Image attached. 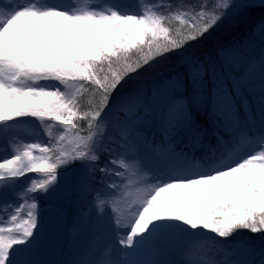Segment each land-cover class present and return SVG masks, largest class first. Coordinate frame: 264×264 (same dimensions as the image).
I'll use <instances>...</instances> for the list:
<instances>
[{"label":"snow or ice","instance_id":"6c2138e0","mask_svg":"<svg viewBox=\"0 0 264 264\" xmlns=\"http://www.w3.org/2000/svg\"><path fill=\"white\" fill-rule=\"evenodd\" d=\"M70 172L104 216L62 264H264V0H0V264Z\"/></svg>","mask_w":264,"mask_h":264},{"label":"rangeland","instance_id":"374dc122","mask_svg":"<svg viewBox=\"0 0 264 264\" xmlns=\"http://www.w3.org/2000/svg\"><path fill=\"white\" fill-rule=\"evenodd\" d=\"M119 3V0H117ZM131 3L121 4L127 10H136V0L132 3V0L127 1ZM125 5V6H124ZM40 132L41 138H46V133L41 129L36 130ZM23 135V134H22ZM25 140L36 138L35 136L23 135ZM79 167V166H78ZM77 167V168H78ZM35 176L36 174H29ZM78 176V173L75 174V178ZM76 180V179H75ZM75 180H72L73 184L67 185L65 191L61 192L57 196L58 204L53 206L52 209L47 211L45 215V233L46 241L42 249L37 253L43 256L44 259L53 258L54 262L62 264L63 261L68 259L78 258V254L86 249L99 235L102 224L98 222L97 217H103L104 214L100 213L99 210L94 209L87 204L84 207H81L82 213L80 218L76 219L69 214V203L72 202L68 198L74 200V193L76 192ZM79 195H82L81 193ZM52 201V200H49ZM48 201L44 202L45 210L52 205L47 204ZM87 215H83V214ZM74 220V222H73ZM67 225V228L63 232L56 231V228L52 225L54 222H64ZM71 237V242L68 240L67 236ZM247 236H253L249 233ZM67 238V239H66ZM257 237H254L256 239ZM88 244V246L85 245ZM50 251L49 255L41 254L42 252ZM53 253V256L52 254Z\"/></svg>","mask_w":264,"mask_h":264},{"label":"trees","instance_id":"16d2710c","mask_svg":"<svg viewBox=\"0 0 264 264\" xmlns=\"http://www.w3.org/2000/svg\"><path fill=\"white\" fill-rule=\"evenodd\" d=\"M123 1L126 3H131V2H127L130 0H119V3L122 4ZM134 2H135V0H132V3H134ZM123 4H125V3H123ZM254 20H256V22L254 24H259L261 22L259 15H257V17ZM243 38H244L243 34L236 31V30H222L220 32L214 33L213 36L207 42L202 44L197 49V54L202 55V56L215 57V55H216V53L220 47H227L230 44H234V43L242 40ZM157 71L167 73V71H169V66L168 65H158L157 70H154L151 73H148V74L141 76V80L145 83V86H149L150 81H151V77L156 76ZM38 129H39V126L36 125L35 131ZM182 148H184V144H180L178 146L177 150H180ZM78 166H79L78 163L76 165H74V167H78ZM75 174L76 173H72V172L69 173V176L71 178V182L69 184H73L72 180H75L77 178V177L75 178ZM75 190H76V192L74 193V198H73L74 200L68 198L70 201H72L69 203L70 206H69L68 212L70 215L72 213V216L77 221L78 218H80L81 213H82L81 207H84V205L87 204L88 206L93 208V196L91 194L84 193V192L80 191V189L77 186L75 187ZM80 193L82 195H79ZM57 202H58L57 197L55 199H53L52 201H48L47 204L52 205V207H49L48 209L45 210V215H47L48 210L52 209L53 206H56L58 204ZM73 222H74V220H73ZM52 225L56 228V231H58L57 234H59V232L65 231V229L67 228L65 221L64 222H54ZM247 234H249V233H245L244 235L247 236ZM67 238L71 242V237L69 235L67 236ZM88 244L85 243L86 246H88ZM41 254L49 255L50 251L42 252ZM51 254L53 256V253H51ZM79 255L80 254H78V258H79ZM53 258H54V256L52 258L44 259L43 256H41L40 254H36L34 257V259L37 260L39 262V264H58V262H54ZM157 258L166 259V260H179L181 257L179 256V254H175V255H161Z\"/></svg>","mask_w":264,"mask_h":264}]
</instances>
